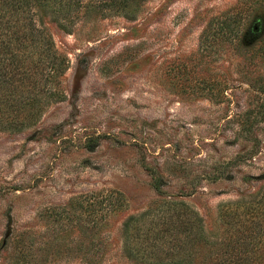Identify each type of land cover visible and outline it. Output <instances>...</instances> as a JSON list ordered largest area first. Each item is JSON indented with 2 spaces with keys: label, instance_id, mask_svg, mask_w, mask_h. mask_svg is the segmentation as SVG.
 <instances>
[{
  "label": "rangeland",
  "instance_id": "rangeland-1",
  "mask_svg": "<svg viewBox=\"0 0 264 264\" xmlns=\"http://www.w3.org/2000/svg\"><path fill=\"white\" fill-rule=\"evenodd\" d=\"M40 24L68 59L65 97L0 129V264H88L93 251L139 264L121 250L131 216L186 212L214 237L227 205L264 204V0H144ZM109 192L121 205L92 228L73 203Z\"/></svg>",
  "mask_w": 264,
  "mask_h": 264
},
{
  "label": "trees",
  "instance_id": "trees-1",
  "mask_svg": "<svg viewBox=\"0 0 264 264\" xmlns=\"http://www.w3.org/2000/svg\"><path fill=\"white\" fill-rule=\"evenodd\" d=\"M142 1L0 0V129L27 128L65 97L61 78L68 59L40 24L41 16L67 28L79 14L128 13ZM121 200L118 193L109 192L79 196L73 204L85 203L93 228L94 215L99 211L96 216L105 217ZM256 204L227 205L223 211L232 220L223 222L222 233L214 237L207 236L202 223L186 212L173 219L164 216L162 221L144 214L131 216L120 228L122 254L139 264H264V204ZM92 253L85 261L97 264L96 251Z\"/></svg>",
  "mask_w": 264,
  "mask_h": 264
}]
</instances>
